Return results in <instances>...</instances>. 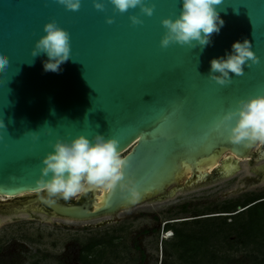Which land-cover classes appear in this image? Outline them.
Returning a JSON list of instances; mask_svg holds the SVG:
<instances>
[{
  "label": "water",
  "instance_id": "1",
  "mask_svg": "<svg viewBox=\"0 0 264 264\" xmlns=\"http://www.w3.org/2000/svg\"><path fill=\"white\" fill-rule=\"evenodd\" d=\"M97 2L104 3V11L95 9L93 0H81L79 11L66 10L56 0H0V53L10 62L7 73L0 74V119L7 130L0 128V195L37 191L42 160L54 151L57 139L84 135L91 140L98 133L117 139L118 151L126 152L125 174L136 180L139 198L131 202L117 186L113 194L104 193L101 204L95 201L96 191L81 201L51 204L41 194L17 199L16 209L44 210L43 205L53 215L75 220L115 214L212 174L200 176L194 168L184 186L166 192L185 163L195 167L227 152L212 174L227 177L240 167L225 170V159L234 156L237 163V157H249L255 147L229 142L228 133L216 125L238 100L264 95V0H224L217 9L224 26L203 50L160 46L165 33L161 21L178 17L182 0H145L155 3L151 17L139 8L120 13L109 0ZM132 15L143 24L133 25ZM108 17L114 23L107 24ZM52 20L70 34L71 58L59 72L44 70L46 54L34 62L31 56L35 42L46 34L44 24ZM245 39L260 63L245 66L242 76L230 73L229 85L210 80V61ZM262 156L264 149L256 159ZM254 171L264 172V164ZM244 180L261 179L247 175Z\"/></svg>",
  "mask_w": 264,
  "mask_h": 264
},
{
  "label": "clouds",
  "instance_id": "2",
  "mask_svg": "<svg viewBox=\"0 0 264 264\" xmlns=\"http://www.w3.org/2000/svg\"><path fill=\"white\" fill-rule=\"evenodd\" d=\"M109 2L114 6L113 11L120 13L139 8L141 14L151 17L155 9V3L149 5L145 0ZM56 3L70 11H79L81 7V0H56ZM223 3L224 0H182L178 17L161 21L165 29L160 40L161 48L179 44L193 48L199 46L203 50L211 43L212 35L218 34L224 26L225 22L217 10ZM93 5L99 11L105 10L102 2L93 0ZM129 19L133 25L143 24L137 15ZM106 23L112 24L114 19L108 17ZM43 32L46 34L35 42L31 50L33 62L34 58L46 54L48 59L43 63L44 70L59 72L60 66L71 58L70 34L59 27L55 20L44 24ZM231 47L230 53L210 61L208 78L221 86L232 83L230 73L242 76L245 66L251 68L260 63V58L251 50L249 40L234 42ZM9 67L8 57L0 53V74L7 73ZM0 128L7 131L2 119ZM216 128H223L228 133V141L233 144L264 146V95L238 100L236 107L220 118ZM32 133L33 138L37 139L35 132ZM118 145L117 139H105L98 133L91 140L84 135L71 141L57 139L52 144L54 151L42 160L41 175L36 180L37 191L46 194L42 198L51 204L57 200L67 202L78 199L92 191L111 195L118 186L125 198L135 202L140 195L137 182L131 176H126L128 158L118 151Z\"/></svg>",
  "mask_w": 264,
  "mask_h": 264
},
{
  "label": "rangeland",
  "instance_id": "3",
  "mask_svg": "<svg viewBox=\"0 0 264 264\" xmlns=\"http://www.w3.org/2000/svg\"><path fill=\"white\" fill-rule=\"evenodd\" d=\"M262 149L264 146H255L249 158L240 162V169L230 176L215 178L212 168L208 169L212 173L210 177L184 186L193 177L190 172L167 187L166 192L172 187L184 186L174 194L162 198H158L159 194L151 196L131 207L122 208L115 214L86 220L48 216L35 211L33 212L39 218H32L30 213L21 211L0 215V264H78L82 245L90 237L101 238L107 236V233L114 234V242L119 245L120 258L111 257V264H164L165 244L173 235L172 230L164 229L166 222L191 219L200 213H208L202 217L210 216L213 211L222 210L224 205L238 201L241 203L248 196L264 193V176L260 181L244 180L247 175L255 174L251 170V161ZM226 153L220 155L218 165ZM260 164H264V156L253 165ZM203 168L207 167L204 165ZM29 193L20 195L27 196ZM93 194L94 191L72 201L90 198ZM103 194L96 191L95 201H100L99 197ZM3 196L5 195H0V204L4 203ZM241 209L242 206L238 205L237 210ZM105 219L112 220L97 225ZM169 233L171 235L167 236ZM235 239V235H232L229 241L223 242L216 264H233L234 260L237 261L236 264H240L247 252H250L233 245L232 241ZM136 244L145 253L144 261L141 260L142 254ZM46 254L48 256L44 257ZM173 263L183 264L177 256L167 257V264ZM243 264L253 263L248 259Z\"/></svg>",
  "mask_w": 264,
  "mask_h": 264
},
{
  "label": "trees",
  "instance_id": "4",
  "mask_svg": "<svg viewBox=\"0 0 264 264\" xmlns=\"http://www.w3.org/2000/svg\"><path fill=\"white\" fill-rule=\"evenodd\" d=\"M238 202L224 205L222 210L213 211L210 216L202 217L208 213H200L191 219L166 222L164 228L172 230L173 235L165 244L164 264L171 255L177 256L183 264H216L223 242L229 241L232 235L236 238L232 241L233 245L250 251L240 264L248 259L253 264H264V193ZM238 205L242 206L241 210H237ZM118 247L112 237H90L82 245L77 261L79 264H101L103 261L104 264H111V257L120 258ZM137 248L140 249V246ZM140 251L144 261L145 253L142 249ZM236 262L234 260L233 264Z\"/></svg>",
  "mask_w": 264,
  "mask_h": 264
},
{
  "label": "flooded vegetation",
  "instance_id": "5",
  "mask_svg": "<svg viewBox=\"0 0 264 264\" xmlns=\"http://www.w3.org/2000/svg\"><path fill=\"white\" fill-rule=\"evenodd\" d=\"M126 153V152H125ZM125 153H124V155H125ZM258 154V153H257ZM257 154L255 155V157H253V159H252V161H251V163H252V168H251V170H252V172H253V174L255 175V177H257L259 180L260 179H262V177L264 176V172H262V173H256L255 171H254V168L256 167V166H258V165H253L254 164V162L257 160L256 159V157H257ZM123 155V156H124ZM253 175V176H254ZM42 193H39L38 191H31L30 193H29V195H27V196H24V195H17V196H11V197H9V198H7V199H3L2 201L4 202L3 204H0V215H3V214H7V213H10V212H18V211H21V212H28V213H30V215L32 216V218H39V215H37V214H35L33 211H35V212H37V213H43V214H45V215H48V216H57V215H53L51 212H48V210L43 206V205H41L42 207H43V209L44 210H41V209H39L38 207H36V206H30L28 209H23V208H18V209H16L15 207H13V205H14V203L17 201V199H19V198H21V199H25V198H28V197H34V196H38V195H41ZM46 195V194H45ZM163 196H161L160 194H159V197L158 198H162ZM79 201H81V200H79ZM60 217V216H59ZM64 218V217H63ZM109 220H112V219H105L104 221H102V222H99V223H97V225H103V224H105V223H107ZM171 222H175V221H171ZM165 229V228H164ZM154 231H156L155 229H153ZM152 230V231H153ZM106 236V235H105ZM107 236H108V238L109 237H112L113 239H115V235L114 234H108L107 233ZM106 236V237H107ZM97 238V237H96ZM137 246H139V245H137L136 244V247ZM140 249H141V247H140ZM143 250V249H142ZM142 254V253H141ZM77 263H78V261H77ZM79 264V263H78Z\"/></svg>",
  "mask_w": 264,
  "mask_h": 264
},
{
  "label": "bare ground",
  "instance_id": "6",
  "mask_svg": "<svg viewBox=\"0 0 264 264\" xmlns=\"http://www.w3.org/2000/svg\"><path fill=\"white\" fill-rule=\"evenodd\" d=\"M219 157L220 156H217V157L216 156L215 157L213 156L211 158H208L206 160V162H198L195 167L192 164H190V163H185L183 165V169L181 170V173H180V175L178 177L180 178L181 176L192 172L194 168L198 169V172H199V175L200 176H204V174L206 173V171H208V169H212V168H214V167H216L218 165ZM248 158L249 157H246V158L245 157H243V158L242 157H237V163H234V156L228 157L227 159H225V164H224L225 165V170L230 171V170L234 169L235 166L241 167L240 162L242 160L248 159ZM204 165L207 168H203ZM103 195H101L99 197L100 198V201H97L96 202L97 204H101L102 203V197H103ZM9 197H11V195H5L2 198L3 199H7ZM170 235H171L170 233L167 234V236H170Z\"/></svg>",
  "mask_w": 264,
  "mask_h": 264
}]
</instances>
